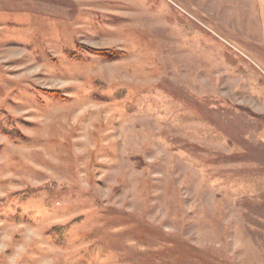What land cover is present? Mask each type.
I'll return each instance as SVG.
<instances>
[{
	"label": "rangeland",
	"instance_id": "rangeland-1",
	"mask_svg": "<svg viewBox=\"0 0 264 264\" xmlns=\"http://www.w3.org/2000/svg\"><path fill=\"white\" fill-rule=\"evenodd\" d=\"M0 264H264V0H0Z\"/></svg>",
	"mask_w": 264,
	"mask_h": 264
},
{
	"label": "trees",
	"instance_id": "trees-1",
	"mask_svg": "<svg viewBox=\"0 0 264 264\" xmlns=\"http://www.w3.org/2000/svg\"><path fill=\"white\" fill-rule=\"evenodd\" d=\"M96 54L107 58V59H113L116 58L119 54L118 53H114L113 51H109V50H93ZM60 230H62L61 227H53L49 232L50 235H53L54 232H59Z\"/></svg>",
	"mask_w": 264,
	"mask_h": 264
}]
</instances>
